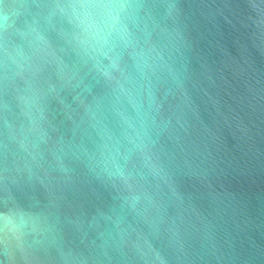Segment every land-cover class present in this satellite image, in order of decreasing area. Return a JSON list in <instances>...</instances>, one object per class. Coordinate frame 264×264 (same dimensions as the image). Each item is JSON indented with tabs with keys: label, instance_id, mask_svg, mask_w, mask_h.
<instances>
[{
	"label": "water",
	"instance_id": "obj_1",
	"mask_svg": "<svg viewBox=\"0 0 264 264\" xmlns=\"http://www.w3.org/2000/svg\"><path fill=\"white\" fill-rule=\"evenodd\" d=\"M0 264H264V0H0Z\"/></svg>",
	"mask_w": 264,
	"mask_h": 264
},
{
	"label": "clouds",
	"instance_id": "obj_2",
	"mask_svg": "<svg viewBox=\"0 0 264 264\" xmlns=\"http://www.w3.org/2000/svg\"><path fill=\"white\" fill-rule=\"evenodd\" d=\"M74 7H85L84 5H80V6H74Z\"/></svg>",
	"mask_w": 264,
	"mask_h": 264
}]
</instances>
